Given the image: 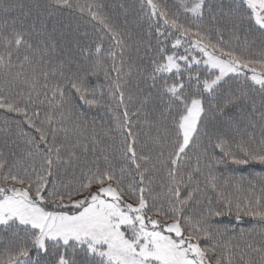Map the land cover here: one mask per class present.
Masks as SVG:
<instances>
[{"label": "snow or ice", "instance_id": "6c2138e0", "mask_svg": "<svg viewBox=\"0 0 264 264\" xmlns=\"http://www.w3.org/2000/svg\"><path fill=\"white\" fill-rule=\"evenodd\" d=\"M0 264H264V0H0Z\"/></svg>", "mask_w": 264, "mask_h": 264}, {"label": "trees", "instance_id": "16d2710c", "mask_svg": "<svg viewBox=\"0 0 264 264\" xmlns=\"http://www.w3.org/2000/svg\"><path fill=\"white\" fill-rule=\"evenodd\" d=\"M135 71V70H133ZM235 167V166H233ZM249 171H251L250 169L248 170H238L235 174L236 175H244L247 176L249 174ZM251 223L254 222H250L249 218L245 217L243 222L237 223L234 218L232 217H225L222 220V224L221 227H228L229 229H233L235 230V232H239L241 229H247L248 227L251 226Z\"/></svg>", "mask_w": 264, "mask_h": 264}]
</instances>
